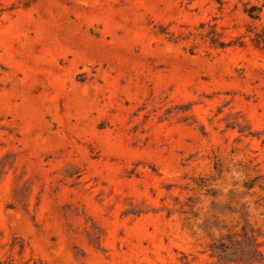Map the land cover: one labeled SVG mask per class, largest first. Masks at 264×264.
I'll use <instances>...</instances> for the list:
<instances>
[{
  "label": "rangeland",
  "instance_id": "1",
  "mask_svg": "<svg viewBox=\"0 0 264 264\" xmlns=\"http://www.w3.org/2000/svg\"><path fill=\"white\" fill-rule=\"evenodd\" d=\"M244 228L264 253V0H0V260L215 264Z\"/></svg>",
  "mask_w": 264,
  "mask_h": 264
},
{
  "label": "trees",
  "instance_id": "2",
  "mask_svg": "<svg viewBox=\"0 0 264 264\" xmlns=\"http://www.w3.org/2000/svg\"><path fill=\"white\" fill-rule=\"evenodd\" d=\"M261 247L255 231L249 232L244 228L240 234L215 241L211 246V258L217 260L215 264H264ZM0 264L8 263L0 260Z\"/></svg>",
  "mask_w": 264,
  "mask_h": 264
}]
</instances>
